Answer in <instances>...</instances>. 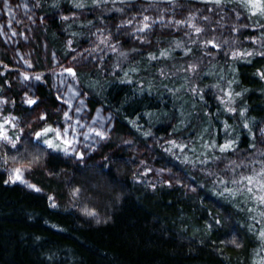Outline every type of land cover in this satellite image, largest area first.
Masks as SVG:
<instances>
[{
	"label": "trees",
	"instance_id": "1",
	"mask_svg": "<svg viewBox=\"0 0 264 264\" xmlns=\"http://www.w3.org/2000/svg\"><path fill=\"white\" fill-rule=\"evenodd\" d=\"M253 11L0 0V111L17 125L0 147V264H264V192L244 179L264 168ZM45 124L67 151L37 139Z\"/></svg>",
	"mask_w": 264,
	"mask_h": 264
},
{
	"label": "snow or ice",
	"instance_id": "2",
	"mask_svg": "<svg viewBox=\"0 0 264 264\" xmlns=\"http://www.w3.org/2000/svg\"><path fill=\"white\" fill-rule=\"evenodd\" d=\"M99 2H100V0H97V3H99ZM103 2H107V0H103ZM168 2L171 3L172 0H168ZM204 2L216 3L217 5H219L222 2V0H204ZM244 2L246 3V5L248 7H250L251 9L254 10L252 12L253 15H264V0H244ZM4 3L7 4L8 0H4ZM65 19H67V18L65 17ZM143 20L145 21V23L143 24L142 27L137 29V31H139V32H145L146 30H148L151 27V25L149 23H147V21L149 20L148 16H144ZM153 23H155V21ZM201 31H202L201 28H199V27L195 28L196 33H200ZM13 35H15V33H13ZM209 43H211L212 47H214V48L217 47V45L215 43H212V42H209ZM248 55H251V53H248ZM66 71L71 75H75V73H73L71 69H67ZM25 79H28V77H25ZM36 79H39V77H36ZM27 103L29 105H32V104H35L36 101L29 99L27 101ZM49 131H51V129H45L44 133H37V139H39V137L41 135H46ZM65 135H67V133H65ZM97 135H101V134L97 133ZM0 136H2V138L4 140H8V137L6 134L0 133ZM57 137L59 138V134H57ZM45 143H47L49 148L57 147V145H55L51 140L45 141ZM64 143L68 144L69 142L67 140H65ZM231 149H232V145L229 143V144H225V145L221 146L219 150L221 152H226V151H229ZM64 150L67 151V148H65ZM262 155H264V153H262ZM15 173H16L15 180H21V182H23L22 181V169H20V168L15 169ZM256 177L257 178L264 177V168H262L261 171L256 174ZM244 179L247 181V183L249 185H253L256 182V178H254L253 176H248V177H245ZM13 182H15V181H13ZM252 190H253L252 187L248 188L249 192H252ZM259 190H264V182L260 183V189ZM259 199H260L261 203H264V195L260 196ZM87 214L88 215H95L94 212H88ZM260 235L262 238H264V232H261Z\"/></svg>",
	"mask_w": 264,
	"mask_h": 264
},
{
	"label": "rangeland",
	"instance_id": "3",
	"mask_svg": "<svg viewBox=\"0 0 264 264\" xmlns=\"http://www.w3.org/2000/svg\"><path fill=\"white\" fill-rule=\"evenodd\" d=\"M3 107H4V102L0 100V109H3ZM16 126H17L16 119H14L10 115H7V113H2L0 111V133L6 134L8 137V140H4L2 136H0V147H2L3 144L5 143L12 142L17 137ZM45 129H51V131H49L46 135H41L39 137L40 139H42L43 143H45V141L51 140L55 145H57V147H54L53 149L59 150L65 148L67 144L64 143V141L66 140L64 138V135L61 132H59L55 127H53L51 124L43 125V127L40 128V130L37 131V133H44ZM57 134H59V138L57 137ZM45 144L47 145V143ZM262 182H264V177L256 178L254 187L260 189V183ZM262 192H264V190H262Z\"/></svg>",
	"mask_w": 264,
	"mask_h": 264
}]
</instances>
